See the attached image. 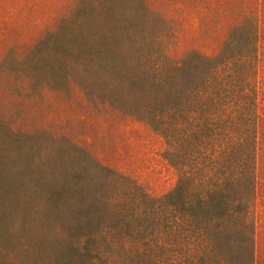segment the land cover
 Listing matches in <instances>:
<instances>
[{
  "label": "trees",
  "instance_id": "trees-1",
  "mask_svg": "<svg viewBox=\"0 0 264 264\" xmlns=\"http://www.w3.org/2000/svg\"><path fill=\"white\" fill-rule=\"evenodd\" d=\"M174 38L142 0H76L35 44L28 60L47 71L44 83L74 81L144 121L177 180L153 195L95 164L77 186L48 187L35 215L22 214L19 250L38 253L22 264H255L258 23L246 16L214 56L172 60Z\"/></svg>",
  "mask_w": 264,
  "mask_h": 264
},
{
  "label": "rangeland",
  "instance_id": "rangeland-1",
  "mask_svg": "<svg viewBox=\"0 0 264 264\" xmlns=\"http://www.w3.org/2000/svg\"><path fill=\"white\" fill-rule=\"evenodd\" d=\"M75 1L0 0V264H22L26 253H37L19 250L22 214L35 215L32 204L46 199L48 187L77 186L79 173L95 170V164L131 177L153 195L168 191L177 180L163 156V138L148 124L86 96L74 81L51 88L44 83L47 71L28 60L35 44L56 30ZM142 1L173 29L175 38L167 50L172 60L190 51L214 56L246 16L258 23L262 133L255 264H264V0Z\"/></svg>",
  "mask_w": 264,
  "mask_h": 264
},
{
  "label": "crops",
  "instance_id": "crops-1",
  "mask_svg": "<svg viewBox=\"0 0 264 264\" xmlns=\"http://www.w3.org/2000/svg\"><path fill=\"white\" fill-rule=\"evenodd\" d=\"M256 259H257V258H256ZM255 263H257V261H256Z\"/></svg>",
  "mask_w": 264,
  "mask_h": 264
}]
</instances>
